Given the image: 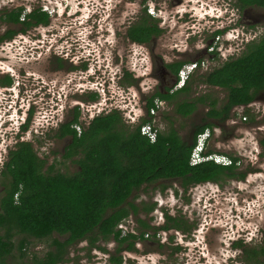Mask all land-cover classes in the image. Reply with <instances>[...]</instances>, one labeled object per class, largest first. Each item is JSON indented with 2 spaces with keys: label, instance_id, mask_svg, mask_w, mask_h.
<instances>
[{
  "label": "trees",
  "instance_id": "trees-1",
  "mask_svg": "<svg viewBox=\"0 0 264 264\" xmlns=\"http://www.w3.org/2000/svg\"><path fill=\"white\" fill-rule=\"evenodd\" d=\"M251 4L264 8V0H239L240 7ZM41 15L39 8L23 13L22 7H16L4 10L0 20L33 25L41 23ZM134 26L127 32L128 37L138 43L147 42L152 34L151 17L148 14L141 16ZM181 64H176V72ZM202 81L227 92L226 101L220 108L215 107L214 102L210 103L206 119L226 121L232 108L248 105L258 92L264 90V36L250 42L237 58L204 74ZM188 84L176 93L187 92ZM175 94L157 92L151 96L145 105L148 117L136 125L125 123L119 112L112 110L96 115L78 134L73 125L78 123L79 112L73 111L71 120L62 123L57 131L58 138H70L61 156L78 166L71 174L55 172L52 165L45 169V160L37 156L31 143H17L15 149L8 152L2 172L7 181L3 183L5 188L0 197V264L11 252L15 233L35 239L53 234L64 237L62 241L52 239L51 249L43 257L34 258L33 264L64 263L70 246L84 240L89 248L111 254L97 245L98 241L110 239L116 247L109 257V264H122V252L135 251V242L142 241L148 230H153L154 235L157 230H189L186 222L167 213L162 226L152 227L140 215L148 216L155 203L127 202L135 190L161 180H178L186 191L191 184L216 181L223 176L243 179L246 172H236V158L232 156H228L232 163L226 166L212 161L189 164L195 137L212 128L210 122L197 127L191 144L182 140L172 127L158 131L154 142L141 134V125L151 121L149 112L155 108V98L172 101ZM95 96L89 95L91 99ZM203 99L183 100L174 105V112L188 116L197 104L204 102ZM260 144L264 146V139ZM130 214L135 216L139 233L122 235L117 226ZM19 248H23L22 244ZM245 263L264 264V244L259 250L253 249L245 257Z\"/></svg>",
  "mask_w": 264,
  "mask_h": 264
},
{
  "label": "rangeland",
  "instance_id": "rangeland-1",
  "mask_svg": "<svg viewBox=\"0 0 264 264\" xmlns=\"http://www.w3.org/2000/svg\"><path fill=\"white\" fill-rule=\"evenodd\" d=\"M47 1L51 2L49 7H47L48 4L46 5L47 2H45V0H0V12L8 9L11 10L16 7H22L24 12L47 7L45 9L48 10L49 15L51 14L50 24H59L56 17L57 15L53 16L54 13H52V8L55 9L53 3H56V1ZM67 1H69L68 8L70 9L72 0ZM127 1H129V3L126 5L124 15H126L127 20L132 19L130 22L133 23L138 22L139 17L145 14H148L151 19H155L158 12L157 10L160 9L162 11L159 15L160 23L163 24V26H169L168 29L171 31L169 33L171 34L170 37L167 31H164V33L160 35L163 39L160 41L159 49L162 51L165 60L173 59L172 55L178 56L179 59L180 57L184 59L186 57L192 58L197 55L202 59L203 63V66L195 70L187 80V82H189L188 91L176 95L174 101H171L170 104L163 105L157 112L155 110V116L151 118L150 123L161 132L168 130L170 127L174 128L177 133H179V136H184V141L189 144L192 143L189 138V132L196 124L201 126L208 122L212 123V128L207 129L210 130V138L206 146V151L236 158V172L244 173V171H246V174L243 179L226 176L221 177V179H223L219 180L221 186L219 189L223 191L224 196L217 191L210 206L206 203L209 199H206L205 196H209V194L212 193L211 191L216 187V185L213 184H195L188 186V189L184 191L178 180H161L155 183L145 184L140 189L135 190L128 198L127 202L137 205L155 203L154 210L146 217L141 214L140 218L148 221L151 226H158L163 224L165 220L164 214L167 213L168 215H173L174 219L179 218L181 221L186 222L185 226L189 227L190 232L182 233L180 231L179 234L175 236L172 230L169 232L157 231L156 235H154L153 230H148V237L135 244V251L122 252V264H243V260L240 257H235L236 259H234V256L225 254V252H222V249L228 247L226 237H230L233 232L241 231L240 229L243 231L248 230L245 241H249V239L252 238L251 236H254L252 238L253 240L250 242V246H254L255 244L258 245L260 231L257 232V230L259 228L260 230L264 228V148H261L260 145L261 140L264 139V90L258 92L255 99L248 105L232 108L230 117L226 121H211L206 119L205 116L210 108V103L214 102L216 104L215 107L220 108L226 101L227 92L224 89L204 84L202 76L204 72L207 74L209 71L219 68L225 61L230 60L232 55H234V57L240 56L249 44L247 43L248 41L253 40L252 42H254L264 36V9L258 8L257 6L246 8L244 10V15L251 17L254 24L249 27V30L247 29L248 33L246 40L243 34L245 41L236 46L233 42H231L232 44L224 42L222 36L216 37L214 40L215 44H209L214 47L213 51L216 53L214 55L209 54V52H200L201 48L205 46L206 38L209 40V34L207 32L201 35L200 38H193L190 42L187 41V43H191V46H187L184 38L181 36L182 32L180 31H182V29L180 28L179 31L176 29L172 30L171 26L175 25V27H177L179 23H175L176 18L171 16L169 12H166V9L172 4H176L178 0H144L142 3H140L142 0H136V2ZM147 3L151 6L147 7ZM152 6H155L157 10L155 9L154 11ZM144 7H146V10ZM66 17L67 16L61 18V21L63 22ZM240 20H242L241 17ZM198 25L200 28L202 27V23ZM0 26L5 27V24L0 23ZM245 28H247V26H245ZM126 37H128V35H126ZM202 38H204V40H202ZM171 42H174L177 47L173 48L174 45H172ZM134 47L136 46L127 42L128 50H138V60L136 55H133L134 52L128 56V60L129 63L137 62L138 66L137 69H135V73L141 76L144 74L143 72L145 70L142 69L141 66L142 64L148 63L150 49L148 46L146 48L143 47V49L137 47V49H135ZM184 50L188 55L182 53ZM208 51L211 50L208 49ZM19 52L17 47L4 46L0 49V58H4V61L9 63V61L12 62L14 60L13 55H17L15 57H22L21 54H18ZM28 65L34 70L37 64L31 62ZM138 79V97L134 98L135 91L132 87L126 90L124 93V100H126L129 106L126 107L123 112L118 111L123 121L129 125H136L140 123L142 118L147 117L144 109L146 98L153 90H157L154 87L156 82L155 78L153 79L145 76ZM34 84L36 83L32 80H25L24 97L32 100L31 102H37L38 100V102L40 101L39 104L42 105L46 103L44 100L48 99L49 95L42 97V94L47 91L39 93L40 86H34ZM129 92L131 96L128 95ZM23 93L21 91L20 95L22 96ZM86 94L88 93L84 95ZM199 97L204 98V102L198 104L195 111L190 115L178 117L173 112L174 105L178 102L182 100L194 101ZM98 100L99 97L96 101ZM102 101L103 99H100L95 107L89 108L91 114H104L108 112L109 109L112 110L114 104L109 106V104H104ZM114 102L116 103L115 106L119 105L122 102L121 96L116 95L114 97ZM137 102L138 106L136 105ZM107 106H109V109ZM120 107L124 108L121 105ZM48 109H51V107ZM71 110L72 109L68 107L64 111L56 109V112L52 115L54 119H52L51 123H54L53 125L57 123L59 126L61 123L71 120ZM130 110H132V113H130ZM53 112L54 111H50L48 116L52 117L50 114ZM171 113H173V115ZM31 115L32 117L34 116L33 119L38 117L37 114ZM85 115L86 112H84V110L79 111L78 122L81 123L83 128L86 127V122H83V120L87 118ZM128 116L134 118V123L127 118ZM12 121H14L13 127H11V129H13L12 131H9L7 127V120L4 124L5 127H0V196L3 194L5 188L3 183L7 181L2 176L3 169L5 168L3 163L7 159L6 155L8 150L16 147V145H14L18 143L16 141H27L31 143L37 156L45 160V169L52 165L53 171L65 174H71L78 169L76 164L72 161L63 159L61 156L64 152V148L70 142L69 137L58 138L55 127L52 129L48 128V132L44 133V136H39L34 133V130H37L38 127L33 125L29 127L34 128L33 131L29 130L27 134H22L15 138L14 132L17 126L15 117L12 118ZM35 121L37 123V118ZM254 172L256 173L254 174ZM206 193L208 195H206ZM223 197H225V201H223ZM205 205L207 207L213 206V209L210 212H205ZM124 220L128 230L132 229L137 234L139 233V226L135 220V216L130 214ZM205 226L210 228V237L208 236L207 248L204 254H201V252L199 254L195 251L187 252L185 255L180 254L179 251H182L183 247H181L182 245L180 246L179 243L182 241L183 246L188 245V249H193L194 246L191 244L189 245L187 240L193 238L194 229H198L197 233H195V238L202 241L204 232L202 229ZM231 226H233V230L230 228ZM222 228H224L225 231H222ZM170 232H172V235H170ZM242 232L235 233V237ZM221 234H223V238ZM13 235L11 252L4 258L2 264H33L34 258L43 257L46 252L51 249L50 243L52 239L56 238L61 241L64 239V237L56 234L44 239H35L22 233H15ZM224 235L227 236L224 237ZM176 243L179 247L176 246ZM20 244H22L23 247L21 250L19 248ZM97 245L105 248L111 252V254L104 253L96 248H89L87 240H84L70 246L65 258L66 260L61 264H109L108 260L109 257L114 254L113 250L116 247V243L110 239L108 241H98ZM194 253H196V255H194ZM221 253L225 255L219 256L218 254Z\"/></svg>",
  "mask_w": 264,
  "mask_h": 264
},
{
  "label": "flooded vegetation",
  "instance_id": "flooded-vegetation-1",
  "mask_svg": "<svg viewBox=\"0 0 264 264\" xmlns=\"http://www.w3.org/2000/svg\"><path fill=\"white\" fill-rule=\"evenodd\" d=\"M55 1L56 3H53L55 9L52 8V13H54L53 16L57 15L56 17L59 24H50L51 14L49 15L48 10L45 8L49 7L51 2L47 0H45V2H47L46 5L48 4L47 7L44 9L39 8L42 13V21L39 24H12L5 23L0 20V23L5 24V27L0 26V49L4 46L17 47L18 51H20L18 54L22 55V57H15L17 55H13L14 60L12 62L9 61V63H6L4 58H0V127H5L4 124L7 120V127L9 131H12L13 129H11V127H13L14 122L12 121V118L15 117L17 122L14 132L15 138L22 134H27V131L29 130L33 131L34 128H29L33 125L38 127L37 130H34V133L39 136H44V133L48 132V128L52 129L55 127L58 131L62 123L59 122L61 123L59 126L57 123L55 125H53L54 123H51L52 119H54V116L52 115L56 112V109L64 111L68 107L72 109V112L75 110L78 112L80 110H84V112H86L85 116L87 117L83 120V122H86L85 126H87L96 116L91 114V110L89 108L95 107L99 103L100 99H103L102 102H104V104H109V106L114 104L112 110L123 112L124 109L129 106L126 100H124V93L126 90L131 89L132 87L135 91L134 98H137L139 87L138 78L148 76L153 79L155 78L156 82L154 87L157 90H153V92L147 96L144 104L145 109L147 100L155 93L175 94L176 91L185 86L187 80L195 72V70H198L201 66H203L202 59L197 55L192 58L186 57L185 59L181 57L179 59L178 56L172 55L173 59L165 60L162 51L159 49L160 41L163 39L160 35L164 33V31H167L168 34L171 31L168 29L169 26H163V24L160 23L159 15L162 11L160 9L157 10L155 6H152V9L154 11L156 9L158 12L156 14V18L151 19V37L145 43H138V41H133L129 37H126L127 32L132 27H135L134 24L136 23L130 22L132 19L127 20L126 15H124L126 5L129 1L72 0L70 3V9L68 8L69 1ZM130 1L136 2V0ZM143 1L144 0L140 3ZM146 6L149 7L151 5L147 3ZM255 6V4H251L240 7L239 0H178L176 4H172L170 7H167L166 12H169L171 16L176 18L175 23H179V25H177V27H175V25L171 26L172 30L176 29L179 31L180 28L182 29V31H180L182 32L181 36L184 38L187 46H191V43H187V41L190 42L193 38H200L201 35H204L207 32L209 34V40L206 38L205 46L201 48L200 52H209V54L215 55L216 53L213 51L214 47L211 46V43L215 44L214 40L216 37L218 38L219 36H222L224 42H228V44H232L231 42H233L236 46L238 44H242L246 40L248 33L247 29L249 30V27L254 24L251 17L244 15V10ZM257 7L264 9L263 7ZM144 9L146 10V7H144ZM31 11L24 12L23 9V13H30ZM1 13L2 12H0V15ZM64 16L67 17L64 18V21L62 22L61 18ZM240 17L242 20H240ZM201 23L202 27L200 28L198 24ZM244 25L247 26V28H245ZM243 34L245 36V40ZM170 35L171 34H169V37ZM204 38H202V40H204ZM252 41L253 40H250L247 43ZM127 42L135 45L137 48L143 49V47L146 48L148 46L150 49L148 63L142 64L141 66L142 69H145L143 72L144 74L141 76H138V73H135V69H137L138 66L137 62L129 63L128 60V56L133 52V55H136L138 60V50H128ZM171 44L174 45L173 48L177 47L174 42H171ZM136 47L134 48L137 49ZM208 49L211 51H208ZM182 53L184 55H188L185 50ZM235 58L237 57H234V55L231 56V59ZM31 62L37 64L36 69H34L37 72L32 70V67H29L28 64ZM177 63L182 64L176 72ZM180 71H186L185 73H187V76L183 85L180 88H177ZM204 74H206V72H204ZM28 79L36 83L34 86H40L39 93L47 91L42 94V97L49 95V98L44 100L46 103L40 105V101L38 102L37 100V102H31L32 100L24 97L23 92L25 88V80L29 81ZM21 91L23 93L22 96L20 95ZM85 93L88 94L84 95ZM181 93L182 92L176 93L175 96ZM91 94L96 95L94 99L89 97ZM116 95L121 96L122 102L115 106L116 103L114 102V97ZM128 95L131 96L130 92ZM98 97L99 100L96 101ZM174 100L175 98L172 101ZM154 103L155 106L156 103L158 104V110L163 105L170 104L171 100L165 101L156 97ZM120 105L124 108H121ZM136 105L138 106V102ZM109 106H107L108 109ZM49 107H51V109H48ZM237 107L239 106L234 108ZM112 110L109 109L108 112H111ZM50 111H54L50 114L52 117L48 116ZM108 112H105L104 114ZM130 113H132V110H130ZM31 114L38 115V117H35V119L37 118V123L35 119H33L34 116L32 117ZM171 114L173 115V113ZM176 115L178 117L181 116L178 114ZM127 118L134 123V118L131 116H128ZM151 118H153V116H151ZM207 119L211 121L214 120L211 118ZM198 125L199 124H196L189 132L190 141H192ZM73 127L76 131V127H79V131H77L78 134L83 129L80 122L73 125ZM180 138L184 140V136H181ZM16 142L19 143L25 141ZM16 144L17 143L14 145ZM261 148H264V146L261 145ZM10 150H8V152ZM6 157V160L8 161V153ZM227 158L230 160L231 164V159L229 157ZM6 160L3 165H5ZM236 165L237 161L235 162V166ZM245 172L246 171H244V173ZM255 173L256 172H254V174ZM219 180L220 179L216 181L203 182L216 185L214 190L211 191L212 193H210L209 196H205L206 199H209L206 201L209 206L211 201L214 200V196L217 191L224 196L223 191L219 189V187H221ZM189 186H192V184ZM206 195L208 194L206 193ZM223 201H225V197H223ZM204 209H206L205 212H210L213 209V206L207 207L205 205ZM124 221L125 220L121 221L117 226V229L121 230L122 235H126L127 233L137 234L132 229L128 230ZM162 225L152 227L157 228ZM230 228L233 230V226ZM171 230L174 232L173 235L175 236L179 234L180 231L183 233L181 229L175 228H171L167 231H157L169 232ZM197 230L198 229H194L193 238L187 240L189 245H193L194 248L191 250L188 249V245L183 246V242L181 241L179 245H182L181 247L183 248L182 251H179L180 254L185 255L187 252L194 251L199 254L200 252L201 254H204L207 248L210 228L205 226L202 229L204 231L202 241L195 238ZM221 230L225 231L224 228ZM240 230L241 231L233 232L230 237L224 235V237L227 236L226 240L228 247H226V249H222V252H225L227 255L234 256V259H236L235 257H240L243 260V264H246L245 257L250 255V252L253 249L259 250V246L264 244V228L261 230L259 228L257 230V232L260 231V240L258 242L259 244H255L254 246H250V242L253 240L252 238L254 236H251L252 238H250L249 241H245V238L248 235V230ZM189 232L190 229L186 231V233ZM237 232L242 233L235 237V233ZM171 233L172 232H170V235H172ZM221 236L223 238V234H221ZM146 237H148V233L144 235V239ZM137 242L140 241H136L135 244H137ZM176 246L179 247L177 243ZM225 254L221 253L218 255L223 256ZM194 255H196V253H194Z\"/></svg>",
  "mask_w": 264,
  "mask_h": 264
},
{
  "label": "built area",
  "instance_id": "built-area-1",
  "mask_svg": "<svg viewBox=\"0 0 264 264\" xmlns=\"http://www.w3.org/2000/svg\"><path fill=\"white\" fill-rule=\"evenodd\" d=\"M179 76L180 78L177 84V88H180L183 85L187 75L185 71H180ZM157 108L158 104L156 103L155 108L151 109L149 112L151 116H155V110H157ZM76 129L77 131H79V127H76ZM140 132L142 135L146 136L150 142H154L156 140L158 130L153 124L146 123L141 125ZM208 138L209 130H204L202 133L197 134L193 148L190 153L189 164L191 166H194L204 161H212L215 164L219 165L229 164L230 160L226 156L217 153H209L206 151Z\"/></svg>",
  "mask_w": 264,
  "mask_h": 264
},
{
  "label": "clouds",
  "instance_id": "clouds-1",
  "mask_svg": "<svg viewBox=\"0 0 264 264\" xmlns=\"http://www.w3.org/2000/svg\"><path fill=\"white\" fill-rule=\"evenodd\" d=\"M206 130V129H205ZM219 165V164H218ZM227 165H230V163L229 164H227ZM222 166H226V165H222Z\"/></svg>",
  "mask_w": 264,
  "mask_h": 264
}]
</instances>
